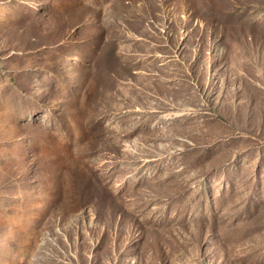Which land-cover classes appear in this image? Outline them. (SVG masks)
I'll list each match as a JSON object with an SVG mask.
<instances>
[{
    "label": "rangeland",
    "instance_id": "374dc122",
    "mask_svg": "<svg viewBox=\"0 0 264 264\" xmlns=\"http://www.w3.org/2000/svg\"><path fill=\"white\" fill-rule=\"evenodd\" d=\"M0 264H264V0H0Z\"/></svg>",
    "mask_w": 264,
    "mask_h": 264
}]
</instances>
